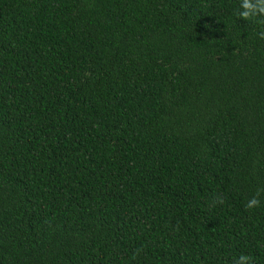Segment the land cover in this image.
I'll return each mask as SVG.
<instances>
[{
    "label": "trees",
    "instance_id": "obj_1",
    "mask_svg": "<svg viewBox=\"0 0 264 264\" xmlns=\"http://www.w3.org/2000/svg\"><path fill=\"white\" fill-rule=\"evenodd\" d=\"M239 3L0 0V264H264Z\"/></svg>",
    "mask_w": 264,
    "mask_h": 264
},
{
    "label": "clouds",
    "instance_id": "obj_2",
    "mask_svg": "<svg viewBox=\"0 0 264 264\" xmlns=\"http://www.w3.org/2000/svg\"><path fill=\"white\" fill-rule=\"evenodd\" d=\"M236 15L244 21H253L261 25V31L258 33L260 39L264 40V0H240L239 8ZM264 196V189L248 198L245 203V209L254 211L261 207V197ZM223 198L216 197L212 201V206L217 203L222 204ZM235 264H252V258L248 255L241 254L236 258Z\"/></svg>",
    "mask_w": 264,
    "mask_h": 264
}]
</instances>
